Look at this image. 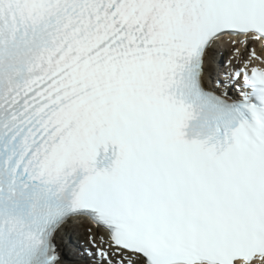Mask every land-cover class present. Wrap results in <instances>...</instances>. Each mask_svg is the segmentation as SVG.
Segmentation results:
<instances>
[{"label": "snow or ice", "instance_id": "snow-or-ice-1", "mask_svg": "<svg viewBox=\"0 0 264 264\" xmlns=\"http://www.w3.org/2000/svg\"><path fill=\"white\" fill-rule=\"evenodd\" d=\"M252 43L264 0H0V264L74 219L92 264H264V57L206 84Z\"/></svg>", "mask_w": 264, "mask_h": 264}, {"label": "rangeland", "instance_id": "rangeland-1", "mask_svg": "<svg viewBox=\"0 0 264 264\" xmlns=\"http://www.w3.org/2000/svg\"><path fill=\"white\" fill-rule=\"evenodd\" d=\"M238 48H240V52H241L239 55H236L234 53V49H230V48L229 49L225 48V49L228 50L229 54H231V55H234L235 54L237 60L240 62L241 59H243V58L245 59L248 54H247V51L245 50V47L244 46L243 47L238 46ZM220 52H221V50H220ZM74 229L76 230L77 234H79V235H81L83 237L84 240L87 239V243H88L87 233L85 232L84 227L79 226V227H74Z\"/></svg>", "mask_w": 264, "mask_h": 264}, {"label": "bare ground", "instance_id": "bare-ground-1", "mask_svg": "<svg viewBox=\"0 0 264 264\" xmlns=\"http://www.w3.org/2000/svg\"><path fill=\"white\" fill-rule=\"evenodd\" d=\"M242 49V48H241ZM255 50H256V53H257V55L258 56H262V57H264V53H262V49L261 48H259L258 46H256V48H255ZM253 61H255V60H253ZM208 62H209V59H208V61L206 62V68L208 69ZM258 62V61H257ZM208 71H207V73H206V80L208 81L209 79H208ZM81 224V223H80ZM61 237L63 238V236H62V233H61ZM59 239V238H58ZM73 245H76V244H73ZM77 247H78V245H77ZM76 248V247H75Z\"/></svg>", "mask_w": 264, "mask_h": 264}]
</instances>
